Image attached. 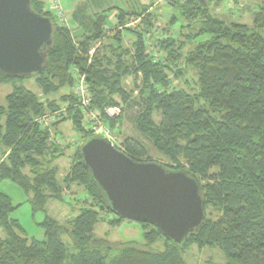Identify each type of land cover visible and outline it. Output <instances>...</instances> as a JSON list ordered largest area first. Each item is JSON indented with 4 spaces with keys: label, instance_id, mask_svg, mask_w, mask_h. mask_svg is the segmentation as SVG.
<instances>
[{
    "label": "trees",
    "instance_id": "obj_1",
    "mask_svg": "<svg viewBox=\"0 0 264 264\" xmlns=\"http://www.w3.org/2000/svg\"><path fill=\"white\" fill-rule=\"evenodd\" d=\"M261 1L252 13L250 26L216 15L212 4L220 5L223 0H168L173 14L163 36H157L155 24L160 14L153 2L82 0L73 11L79 26L73 36L56 20L46 1L32 0L37 12L52 17L54 41L46 66L34 75L42 95L23 85L15 86L6 96V104L0 105V116L5 117L0 123V181L11 180L31 193L34 214L44 210L50 198L71 202L66 190L75 185L86 191L91 202L82 204L79 214L67 224L47 216L41 223L45 236L38 240L26 236L20 222L11 216L16 209L13 199L0 190V264H188L182 253L191 245L218 246L226 257L222 264H264ZM114 11L119 26L134 20L137 24L114 29L109 35L106 26ZM181 18L186 25L181 24ZM176 25L180 26L178 34L168 33ZM125 32L134 37L132 46L126 45ZM100 39L103 53H96L88 67L85 55ZM152 44L159 58L153 55ZM72 65L86 73L93 108L103 114L108 106L120 108V118L126 111H134L131 119L135 127L169 160L161 164L198 178L206 218L198 230L189 233L185 247L148 222H140L147 244L163 237L167 242L164 251H153L133 241L113 245L96 236L99 221L115 225L126 218L112 210L102 188L91 179L81 145L71 153V165L61 177L56 162L72 144H50V129L36 121L48 110L70 104V115L56 122L55 130L71 120L83 133V141L97 136L85 129L83 113L74 107L77 97L72 89ZM186 66L197 73L193 91L174 85V79L186 76ZM129 77L133 79L130 89L125 84ZM10 78L14 77L0 74V85ZM65 87L70 89L68 93L50 98ZM107 121L114 129L120 119ZM115 145L137 161H155L141 140L126 136ZM210 210L217 215L212 216ZM63 235L71 242H65Z\"/></svg>",
    "mask_w": 264,
    "mask_h": 264
},
{
    "label": "water",
    "instance_id": "obj_2",
    "mask_svg": "<svg viewBox=\"0 0 264 264\" xmlns=\"http://www.w3.org/2000/svg\"><path fill=\"white\" fill-rule=\"evenodd\" d=\"M54 32L52 17L37 12L32 0H0V74L40 73ZM81 154L91 179L120 217L155 224L182 247L189 233L202 226L205 199L193 174L169 170L158 161H137L99 135L81 143Z\"/></svg>",
    "mask_w": 264,
    "mask_h": 264
},
{
    "label": "rangeland",
    "instance_id": "obj_3",
    "mask_svg": "<svg viewBox=\"0 0 264 264\" xmlns=\"http://www.w3.org/2000/svg\"><path fill=\"white\" fill-rule=\"evenodd\" d=\"M61 1L67 15V20L63 23V25L68 27L69 30L73 32V36H75V33L79 29V26L73 19V11L79 4H81L82 0H61ZM142 1L145 2V4H150L151 2H153L154 9L157 10V12L160 14L159 18L157 19L158 21L155 24L156 31L154 34L157 36H163V33H165L164 29L169 27L168 22L170 20L171 15L173 14V9L169 6L168 0H152V1L142 0ZM210 1L213 2V0ZM261 2H262L261 0H223V2H221L220 5H217L216 2H213L212 11L216 15H218L219 17H221L222 19L228 22L239 21L252 26V13L254 12V10L257 9L256 7ZM121 5L123 7L126 6V4L124 3ZM116 15H117V11H114L113 14H111L110 18L111 20L113 19V21H109L108 24L110 28V31L108 32L109 35H112L114 33L113 31L114 29L117 28L119 29V27H121L117 24ZM181 24L186 25L187 22L183 18H181ZM179 29L180 26L176 25L172 27L168 31V33L172 35H177ZM124 37H125L126 45L132 46L131 44L134 37L126 32L124 34ZM74 41H75L74 43H79L77 40ZM150 44L151 43H149V45ZM152 45H151V49L153 51V55L159 58L160 53L158 52L157 48L154 47V45L153 46ZM102 46L103 44L98 50L96 49L94 53L88 51V55H85L87 57L85 61L87 62L88 67L91 65L92 59L96 53H103ZM92 47H94V45ZM132 51L134 50L132 49ZM82 52L83 54H85L84 51ZM182 67H184L183 64ZM140 75H139V80L137 81L138 83H140L142 79V76ZM171 77H173V75H171ZM197 79L198 77L196 71L193 68L190 67L188 68L186 66V76L182 79H174V85H177L178 87H184L190 91H193V89L196 86ZM85 83L86 81H84V84ZM125 84L128 89L132 88L133 79H131V77L127 78ZM20 85L29 88L38 95H42L41 90L38 84L36 83V76L14 77L7 79L0 85V105H5L6 96L13 90L15 86H20ZM69 91L70 89L68 87H65L61 89V91L58 94L52 95L50 98L53 99L55 97H60L61 96L60 94H65L68 93ZM70 106H71L70 104L69 105L64 104L56 109H53L54 111L57 109L60 110V108H65V107L68 108L66 110V115H63V117H57L54 120V122L48 127L50 129V137H51L49 139L50 144L53 143L54 141L53 139L55 138L61 139V143H55L56 145H60L61 147H65L67 144H72L71 147L67 150V153L56 162V164L59 165L60 167L61 177H63L66 174V172L68 171L71 165V160H72L71 153H73L74 149L77 146L81 145V143L83 142V138H82L83 133L73 127V123L71 120H66L62 122L59 126V129L55 130V123L63 120L64 118H66L67 115H70L69 114ZM109 108H116V107H111V106L106 107V109ZM106 109L104 114L101 113V116L99 115V118L101 117V120L104 121L103 123L106 126V129L108 128V130H110V134L114 137L115 141L113 142H115V144H121L122 140H124L126 136L132 137L137 140H141L146 144L151 159L158 161L160 163L169 162V160L165 158L163 154L151 143L149 138L146 135L142 134L135 127L131 119L134 111H130V110L126 111V113L122 115V117L120 118L121 115L120 108H117L119 109V112L113 113L112 115L108 114ZM50 111L52 110H48L47 112ZM114 117L119 118L120 121L118 122V125H116L114 129H111V126L107 121V118H114ZM154 117L156 118L157 121L160 119L158 114H155ZM4 121H5V117L0 116V123L3 124ZM82 124L84 125L86 130L93 133V130L90 127V123H87L85 119H83ZM95 134L108 139L105 135L102 134V130L97 131V133ZM0 190L9 194L13 199L16 209L14 210L11 216L20 222V224L22 225V227L26 232V236L38 240H42L45 236V230L41 226V223L45 220L47 216L53 217L58 221H60L61 223L67 224L69 223V221H71L75 216L79 214L80 206H82V204L91 202V198H89V200L86 199V196H88L86 191L82 187L75 185L73 186L72 190L69 189L66 190V197L70 198L71 202L68 200L60 201L55 198H50L46 204L45 209L34 214L32 211L31 204L29 202L30 200L29 198L32 197L31 193H26L18 184H16L11 180H6V179L0 181ZM73 191L77 193L72 194ZM81 196H84L85 198H82L80 200ZM76 197L77 200H75ZM210 212L212 216L217 215V213L212 210H210ZM144 230L145 227L143 226L142 223L130 219H124L119 224H115V225L109 223L106 220L99 221L95 226L96 236L98 238L109 241L113 245L133 241L153 251H164L167 244L166 240L163 237H159L153 244L151 245L147 244L144 238ZM63 239L65 242L68 243L71 242L70 237L68 235H63ZM182 255L188 264H222L226 261L225 254L218 246H206L203 248H199L196 245H191L185 249Z\"/></svg>",
    "mask_w": 264,
    "mask_h": 264
},
{
    "label": "built area",
    "instance_id": "obj_4",
    "mask_svg": "<svg viewBox=\"0 0 264 264\" xmlns=\"http://www.w3.org/2000/svg\"><path fill=\"white\" fill-rule=\"evenodd\" d=\"M47 3L48 9L52 12V14L55 16L56 20L63 24L67 20L66 11L62 5L61 0H44ZM138 20H134L132 22L127 23L126 26H134L136 25ZM124 26H121L119 28H123ZM106 31L109 32L110 28L109 26H106ZM149 37V35H147ZM102 45V39L97 41V43L94 44V47L90 50L91 53L95 52L96 49L98 50ZM70 73L74 79L75 85L73 86V93L77 97L76 103H74V107L80 108V110L83 113V119L87 123H90V127L93 130V133H97V131L102 130V134L105 135L108 140L111 142L115 141L114 137L110 134V130L108 128L106 129V126L104 125V121L101 120V117L99 118V115L101 116V113L97 111L95 108L92 107L91 104V97L89 96V91L86 86V83L84 84V81H86V73L82 72L80 67L76 65H72L70 68ZM68 108H60L57 110H52L50 112H47L45 114H42L36 118V121L40 123L41 125H44L46 127H49L54 120L57 117H63V115H66V110ZM107 113L112 115L113 113L119 112V109L117 108H109L106 109ZM51 127V126H50ZM51 138V137H50ZM53 143H61L60 138L53 139ZM115 144V142H113Z\"/></svg>",
    "mask_w": 264,
    "mask_h": 264
},
{
    "label": "crops",
    "instance_id": "obj_5",
    "mask_svg": "<svg viewBox=\"0 0 264 264\" xmlns=\"http://www.w3.org/2000/svg\"><path fill=\"white\" fill-rule=\"evenodd\" d=\"M111 21H113V19H112ZM131 40H132V39H131ZM2 159H3V158H1V156H0V162L2 161Z\"/></svg>",
    "mask_w": 264,
    "mask_h": 264
}]
</instances>
